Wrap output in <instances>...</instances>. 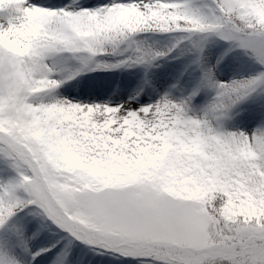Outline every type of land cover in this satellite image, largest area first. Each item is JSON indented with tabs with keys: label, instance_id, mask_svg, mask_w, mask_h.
<instances>
[{
	"label": "snow or ice",
	"instance_id": "snow-or-ice-1",
	"mask_svg": "<svg viewBox=\"0 0 264 264\" xmlns=\"http://www.w3.org/2000/svg\"><path fill=\"white\" fill-rule=\"evenodd\" d=\"M216 8L207 18L177 0L0 6V33L38 28L20 61L17 105L29 119L0 114V162L19 177L0 185V228L31 205L76 238L148 264H264V135L222 134L211 123L256 80L219 85L204 120L167 99L140 109L32 99L37 81L58 83L47 78L50 53L95 54L153 28L227 34L264 63V0H216Z\"/></svg>",
	"mask_w": 264,
	"mask_h": 264
},
{
	"label": "rangeland",
	"instance_id": "rangeland-1",
	"mask_svg": "<svg viewBox=\"0 0 264 264\" xmlns=\"http://www.w3.org/2000/svg\"><path fill=\"white\" fill-rule=\"evenodd\" d=\"M16 2L18 0H0V6ZM28 2L52 10L66 7L95 10L128 0ZM177 2L207 18L217 12L216 0ZM6 19L7 13L0 12V22ZM37 35L38 28L34 24H22L10 32L0 33V114L29 119V112L17 105L25 80L20 61L29 55ZM45 61L49 69L47 78L58 83L47 89L48 84L37 81L32 90L37 93L32 97L37 104L69 101L84 106L140 109L167 99L182 105L188 117L198 120L208 117L210 106L217 102L221 91L219 85L256 80L243 99L230 103L211 123L222 134L264 135V63L230 35L181 30L165 32L153 28L130 33L95 54L57 51L50 53ZM2 124L0 121V130H3ZM27 132L32 135L31 129ZM192 148L188 145V150ZM18 178L15 169L0 162V185ZM33 223L40 229L29 238L32 233L27 234L26 229ZM77 247L85 248L98 258L97 261L74 255ZM61 251H67V256H62ZM39 257L43 259L41 262ZM30 259L31 264L53 261L59 264H148L146 258H132L83 237L76 238L31 205L18 211L0 228V264H17Z\"/></svg>",
	"mask_w": 264,
	"mask_h": 264
},
{
	"label": "bare ground",
	"instance_id": "bare-ground-1",
	"mask_svg": "<svg viewBox=\"0 0 264 264\" xmlns=\"http://www.w3.org/2000/svg\"><path fill=\"white\" fill-rule=\"evenodd\" d=\"M38 226V225H37ZM40 228H39V226L38 227H36V224H31V225H29L28 227H27V229H26V232H27V234L28 233H32V234H29L30 236H29V238L31 237V235L33 236V235H36L37 233H38V230H39ZM30 240V239H29ZM51 244V243H50ZM33 252H36V251H33ZM67 251H61V255L63 256V254H64V256L66 255L67 256ZM73 254L74 255H79V256H81V257H83V258H85V259H88V260H91V261H97V260H95V259H98L97 257H95V256H93L90 252H88V251H86V249L85 248H82V247H77V248H75L74 250H73ZM72 254V255H73ZM36 255V253H34V256ZM71 255V256H72ZM41 257H43V255H41ZM41 257H39V262H41L43 259H41ZM94 257V258H93ZM44 258V257H43ZM66 258V257H65ZM29 264H31V259L29 260V261H27ZM26 261H21V262H17V264H28ZM102 263H105L104 262V260H102ZM43 264H59V263H56V262H45V263H43Z\"/></svg>",
	"mask_w": 264,
	"mask_h": 264
},
{
	"label": "trees",
	"instance_id": "trees-1",
	"mask_svg": "<svg viewBox=\"0 0 264 264\" xmlns=\"http://www.w3.org/2000/svg\"><path fill=\"white\" fill-rule=\"evenodd\" d=\"M207 33V32H206Z\"/></svg>",
	"mask_w": 264,
	"mask_h": 264
}]
</instances>
